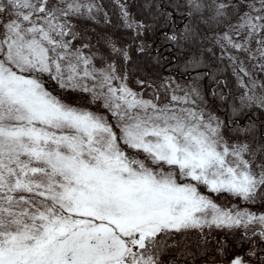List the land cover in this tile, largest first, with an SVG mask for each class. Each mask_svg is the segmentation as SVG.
<instances>
[{"label":"snow or ice","instance_id":"obj_1","mask_svg":"<svg viewBox=\"0 0 264 264\" xmlns=\"http://www.w3.org/2000/svg\"><path fill=\"white\" fill-rule=\"evenodd\" d=\"M177 7L206 26L227 25L216 42L239 69L240 108L264 110V83L240 59L264 73V0ZM101 12L94 0H0V264H188L208 259L214 230L264 241V212L222 207L211 195L264 200V143L248 138L252 126L233 128L207 108L194 53L183 69L189 83L165 81L144 98L118 65L131 59L127 49L105 40L104 57L73 23ZM74 93L89 94L97 110ZM225 255L216 248L209 264H247Z\"/></svg>","mask_w":264,"mask_h":264},{"label":"trees","instance_id":"obj_2","mask_svg":"<svg viewBox=\"0 0 264 264\" xmlns=\"http://www.w3.org/2000/svg\"><path fill=\"white\" fill-rule=\"evenodd\" d=\"M94 2L102 8V12L96 14L95 20L81 18L74 20L73 23L77 31L82 32L90 40L94 46L93 50L98 49L99 54L104 57H107L108 52L104 45L105 40H111L118 47L127 49L131 59L127 62L120 61L118 65H121L123 71L127 73V82L131 88L143 93L144 98L150 99L153 89L165 81H175L182 86L186 85L191 78L190 74L183 69L186 61L194 53L204 62V67L200 71L206 74L203 75L199 84L206 98L207 108L222 120L234 122L231 123L233 128L243 129L252 126L253 131L248 138L251 139L254 136L258 142L264 143V110L240 108L239 96L245 89L240 86L237 75L239 69L234 68L216 42V37L228 30L227 25L209 27L202 24L199 19L186 18L185 9L177 7L182 5L183 0H94ZM120 5H124L128 13L127 23H132V28L127 27ZM105 13L108 22L105 21ZM138 23L144 27L137 28ZM231 23H235V20ZM185 25L191 29L190 34L185 32ZM137 32L140 35H137ZM173 33L187 38H182L178 43L167 40L166 36H171ZM76 43L79 44V41ZM141 47L143 51H139ZM229 51L233 55L236 54L234 50ZM240 59L244 60L245 67L252 74V79L257 84L264 83V73L259 67L253 66L258 62L245 60L243 55ZM97 66H100L99 59H97ZM44 79L50 90L62 91L57 88L54 80L46 76ZM138 80L145 82L143 87L137 84ZM244 82L249 83L250 86L248 77L244 78ZM260 93L261 90L257 88L256 94ZM221 96L225 99L221 100ZM69 99L82 106L90 107L93 111L97 110L96 104L89 103V94L74 93ZM233 106L240 109L239 115L233 114ZM201 191L205 190L202 188ZM211 195L222 207L238 206L256 213L264 212V200L258 199L255 203H251L237 200L228 194ZM242 235L243 230L212 231L207 237L208 259L201 255L189 256L188 264H209L213 251L219 247L225 249L224 259L241 255L245 257L247 264H264L261 259L264 258V241L256 237H252L251 240L243 239ZM197 239L195 234L189 238L193 252L199 251L195 247ZM252 251H255L256 255L249 256L248 253ZM216 264H221V261L217 259Z\"/></svg>","mask_w":264,"mask_h":264}]
</instances>
